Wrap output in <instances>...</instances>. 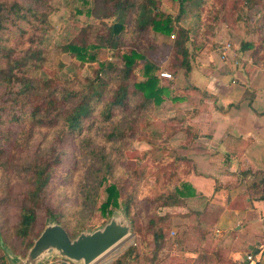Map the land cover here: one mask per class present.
Instances as JSON below:
<instances>
[{
  "label": "rangeland",
  "instance_id": "1",
  "mask_svg": "<svg viewBox=\"0 0 264 264\" xmlns=\"http://www.w3.org/2000/svg\"><path fill=\"white\" fill-rule=\"evenodd\" d=\"M6 1H19L49 12L42 46L46 60L43 67L32 72L34 76L40 79L73 78L76 75L93 78L101 64L111 61L120 65L122 52L136 49L141 52V58L129 81L131 90H134L136 81L144 78L141 66L146 61L158 65L161 84L169 86V94L161 104L146 102L141 93H132L127 103L116 108L112 117L105 120L101 110L119 82V70L110 68L102 73L104 84L100 89L105 93L89 122L72 134H63L61 123L38 127L29 119L10 121L11 115L7 111L4 123L0 124V235L6 246L18 257L26 259L34 240L46 227L49 218L45 210L40 209L29 238L15 233L33 178V163L59 155L61 162L56 168V177L46 189L45 199L62 214V224L73 238L82 231L104 226L114 213L118 215L125 210L132 222L131 234L93 264H111L131 248L138 257L129 260L128 264H236L231 258V248L220 245L224 233L214 235L211 226L207 238L200 240L199 232L191 228L193 221L187 214L192 209L201 208L199 201L190 200L182 207L167 206L165 202H170L169 196L186 182L198 195L211 198L209 208L218 209L210 195L214 184L210 178H216L218 185L228 184L219 190L235 187L243 181L239 177L241 168L235 160L240 155L238 150L228 148L224 137L213 139V132L221 126V114L240 104L236 101L227 105L221 101L220 95L224 96L226 92L225 84L235 86V95L237 88L247 86L242 97L248 98L255 90L250 84L257 88L264 86V0H254V4L247 0L186 3L184 7L188 15L181 25L194 28L189 42L192 51L189 72L175 67L174 36L156 33L152 29L139 31L136 10L127 15L119 50L98 49V60L82 63L58 46L71 36L76 26L102 20L111 22L113 18L105 16L108 2ZM161 1V9L179 14L178 0ZM5 27L0 30L2 42L17 50L30 44L31 32L36 31L26 22L15 24L9 21ZM243 40L254 42V48L242 50ZM227 45L230 49L224 53ZM162 72L171 74V77L163 76ZM12 90L14 88L0 83V104L7 102ZM204 92L215 94L216 104L222 108L214 107L213 98ZM210 111L211 116H206ZM98 154L107 157L110 169L107 170L96 156ZM227 155L232 156V164H229ZM198 156L201 157L197 159ZM196 169L208 173L210 178L200 183L199 178L194 177ZM110 183H116L120 188L121 206L113 207V212L106 214L101 204ZM159 216L166 218L162 220ZM152 218L157 219L156 224L151 222ZM202 224L203 228L208 226ZM162 227L167 234L166 242L156 253L154 232ZM206 240H212V243ZM131 257L129 254L128 258ZM0 264H11L1 243ZM39 264L82 263L50 253Z\"/></svg>",
  "mask_w": 264,
  "mask_h": 264
},
{
  "label": "trees",
  "instance_id": "2",
  "mask_svg": "<svg viewBox=\"0 0 264 264\" xmlns=\"http://www.w3.org/2000/svg\"><path fill=\"white\" fill-rule=\"evenodd\" d=\"M194 1L178 0L180 12L178 15H174L161 9V0H105L106 4L108 2V13L105 16L112 17V21L102 20L98 23L89 22L83 26H76L71 36L58 47L82 63L95 62L98 60L96 50L101 48L120 49L127 15L136 10V26L139 31L152 29L156 33L174 36L175 67L189 72L192 69V51L189 42L194 28L181 25V21L188 15L184 5ZM247 1L251 4L255 3L254 0ZM48 14V11H40L19 1H0V30L6 28L5 24L9 21L15 24L26 22L31 24L34 31L36 30L31 32L29 38L31 43L22 50L5 45L0 36V83L5 87L14 88L9 92L7 102L0 104V124L4 123V114L8 111L11 115L10 121L29 119L33 125L38 127H50L61 123L63 134L79 132L89 122L90 116L105 93L100 89V86L104 84L102 73L105 74L110 68L119 70V82L112 92L111 98L105 102L101 110L103 119H110L115 109L125 105L132 93H141L146 102L152 101L155 104H161L165 100V96L169 94V86L161 84L158 74L159 67L150 61H146L141 66L144 78L136 81L134 90H131L129 81L134 75L136 67L139 66L141 58V52L136 49L122 52L120 65L111 61L101 64L93 78L76 75L73 78L60 76L40 79L34 76L32 72L43 67L46 60L42 46L47 33ZM254 46V42L243 40L241 49H251ZM204 93L213 98L214 107L222 108L216 104L215 94ZM8 101L10 104H7ZM15 107L17 109H14ZM96 156L102 160L107 170L110 169V163L105 155L98 154ZM60 162V156L56 155L33 163V178L16 224L15 233L17 236L29 238L33 234L40 209L45 210L49 219L63 223L62 214L48 205L45 199L46 189L56 177V168ZM195 173L206 175L198 169L195 170ZM242 173L245 174V172ZM253 185H264V175L259 183ZM221 187H228V184L222 186L218 185V181H216L215 191ZM106 193L101 208L104 213L111 214L113 207L121 206L119 200L121 191L116 183H110L106 187ZM261 197L264 199V193ZM210 199L202 194L198 195L195 188L185 182L181 188H176L175 192L169 196L170 202L166 201L165 203L167 206L182 207L190 200L199 201L201 208L190 210L187 217L193 221L191 228L199 232L200 240H204L207 238L210 227L217 223L220 216L219 209L209 208ZM165 216H159V218L164 220ZM151 222L156 224L157 219L152 218ZM201 223L208 224L209 227L203 228ZM163 230L162 227L154 232L156 253L164 247L166 242L167 234ZM129 254H131V258H128ZM137 257L135 249L131 248L111 264H128L129 260H134Z\"/></svg>",
  "mask_w": 264,
  "mask_h": 264
},
{
  "label": "crops",
  "instance_id": "3",
  "mask_svg": "<svg viewBox=\"0 0 264 264\" xmlns=\"http://www.w3.org/2000/svg\"><path fill=\"white\" fill-rule=\"evenodd\" d=\"M209 83L215 85L212 81ZM252 84L250 86L255 90L250 98L242 97L247 86L237 88L235 95V86L225 84L226 92L224 96L220 95L221 101L227 105L236 101L240 104L221 114V126L213 132V139L224 137L228 148L238 150L240 155L235 160L241 168L239 177L243 181L235 187L215 192L216 178L208 177L206 172V175H194L200 183L209 178L214 180L210 195L215 208L220 210V216L212 229L214 235L224 233L226 240L221 238L220 245L231 248V258L238 264H245L249 254L253 255L254 264H264V199L261 197L264 185H253L264 175V86L257 88ZM206 116H211V111ZM228 157L229 164H232V156ZM206 241L212 243V240Z\"/></svg>",
  "mask_w": 264,
  "mask_h": 264
},
{
  "label": "water",
  "instance_id": "4",
  "mask_svg": "<svg viewBox=\"0 0 264 264\" xmlns=\"http://www.w3.org/2000/svg\"><path fill=\"white\" fill-rule=\"evenodd\" d=\"M131 230L132 222L125 210L118 215L114 213L104 226L92 231H82L74 238L61 223L48 219L46 227L30 247L26 259L15 255L1 240V235L0 243L11 264H39L50 253H56L75 263L93 264L127 238Z\"/></svg>",
  "mask_w": 264,
  "mask_h": 264
},
{
  "label": "built area",
  "instance_id": "5",
  "mask_svg": "<svg viewBox=\"0 0 264 264\" xmlns=\"http://www.w3.org/2000/svg\"><path fill=\"white\" fill-rule=\"evenodd\" d=\"M225 49L226 50L224 51V53L225 52L227 53V51L230 49V46L227 45ZM162 75L163 76H166V77H171V74H169L167 72H162ZM253 262H254L253 255L252 254H249L248 255V258H247V262L245 264H254Z\"/></svg>",
  "mask_w": 264,
  "mask_h": 264
},
{
  "label": "bare ground",
  "instance_id": "6",
  "mask_svg": "<svg viewBox=\"0 0 264 264\" xmlns=\"http://www.w3.org/2000/svg\"><path fill=\"white\" fill-rule=\"evenodd\" d=\"M114 253V252H113Z\"/></svg>",
  "mask_w": 264,
  "mask_h": 264
}]
</instances>
